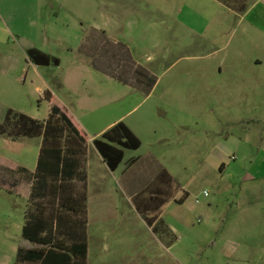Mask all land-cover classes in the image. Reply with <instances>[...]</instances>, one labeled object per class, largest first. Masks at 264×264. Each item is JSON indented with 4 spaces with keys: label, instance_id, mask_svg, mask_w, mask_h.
Instances as JSON below:
<instances>
[{
    "label": "rangeland",
    "instance_id": "1",
    "mask_svg": "<svg viewBox=\"0 0 264 264\" xmlns=\"http://www.w3.org/2000/svg\"><path fill=\"white\" fill-rule=\"evenodd\" d=\"M28 48L59 66H34ZM121 62L149 79L124 81ZM52 106L88 140L122 118L141 141L114 172L89 145L86 182L75 187L89 193L90 222L107 236L104 245L90 238L88 264H264V0L244 15L217 0H0V123L8 110L43 122ZM8 141L0 135V264H25L17 250L34 247L22 227L35 207L24 180L42 138ZM162 169L183 200L160 212L177 238L169 249L133 208ZM48 203L51 213L57 202ZM100 205L111 213L96 214Z\"/></svg>",
    "mask_w": 264,
    "mask_h": 264
},
{
    "label": "trees",
    "instance_id": "2",
    "mask_svg": "<svg viewBox=\"0 0 264 264\" xmlns=\"http://www.w3.org/2000/svg\"><path fill=\"white\" fill-rule=\"evenodd\" d=\"M217 1L238 15H244L253 2ZM27 55L38 66L59 65L58 59L35 49L27 51ZM0 135L7 136L13 142L42 138L29 199L35 208L24 215L22 228L23 239L34 247H18L17 258L25 264H88L87 195L84 188L79 191L75 187L76 183L86 182L82 163L88 139L84 133L64 111L52 106L48 118L43 122L8 110L0 123ZM92 145L106 167L114 172L121 164L125 151L138 150L141 141L123 122H118L93 139ZM136 162L135 159L130 160L129 166ZM174 183V179L162 169L152 182L153 191L149 197L145 201H133L143 222L155 235L165 237L168 247L177 238L160 218V212L167 202L174 199V194L167 191ZM54 202H57L55 209L47 213L46 204L54 205ZM176 202L182 204L183 200ZM71 225L77 228L76 237L70 233Z\"/></svg>",
    "mask_w": 264,
    "mask_h": 264
},
{
    "label": "crops",
    "instance_id": "3",
    "mask_svg": "<svg viewBox=\"0 0 264 264\" xmlns=\"http://www.w3.org/2000/svg\"><path fill=\"white\" fill-rule=\"evenodd\" d=\"M9 31V30H8ZM96 31H98V30H96ZM3 32H5L6 34H8L7 33V31H5L4 29H3ZM116 44V43H115ZM106 45H107V43L105 42V40H101V41H98L96 44H95V48L97 47V50L100 52V53H102V51H103V49L106 47ZM32 49H35V50H38V49H36V48H28V50L27 51H29V50H32ZM38 51H40V50H38ZM40 52H42V51H40ZM42 53H44V52H42ZM44 54H46V53H44ZM48 55V54H47ZM260 60H258V59H255L254 60V64L255 65H260ZM34 66H36V67H47V66H38V65H35L34 64ZM59 66V65H58ZM108 66V65H107ZM57 67V66H56ZM99 71H102V72H104L105 73V71H106V69H105V65H98L97 67H96ZM117 69H119V70H121L122 72H123V74H125V76H124V78H122L124 81H126L127 82V79L128 78H137L136 80H135V82H136V84H140V85H143L144 83H146V81L149 79V73H142V72H138V68H140V65L137 63V62H132L130 65H128L126 62H121L120 63V65H119V67H116ZM131 70L133 71V70H135L134 71V73L133 72H131ZM127 71L130 73L131 72V74H127ZM48 94H49V92H48ZM50 95V97H52V95L51 94H49ZM122 118H119V119H117V120H115L114 122H112V123H109V124H107L105 127H103L99 132H98V134H97V136H95L94 138H91V139H89L88 141L89 142H87V144H86V155H87V163H88V154L90 153V148H89V145H92V141H93V139H95V138H97V137H99L102 133H104L105 131H107L108 129H110L114 124H116V123H118V122H122V121H120ZM134 134H135V136L138 138V136L136 135V133L129 127V126H127ZM25 139H22V140H20V141H16V142H13V141H11V140H9L8 141V143L9 144H21L23 141H24ZM140 140V139H139ZM92 148H93V150H95L96 151V149L93 147V145H92ZM39 152H40V150H39ZM97 152V151H96ZM97 154H98V152H97ZM38 156H39V153H38ZM38 156H37V159H38ZM98 156H99V158H100V160L102 161V159H101V157H100V155L98 154ZM215 158V165H216V167L219 169V170H221L223 167H224V160L222 159V158H220L219 156H217V157H214ZM220 158V159H219ZM102 163H103V161H102ZM104 164V163H103ZM36 165H37V161H36ZM36 168V167H35ZM22 170H24V169H22ZM31 175H30V177L28 178V177H25L26 178V180H24L25 181V187H27V189H28V196H27V198H28V200L30 199V195H31V191H32V186H33V174L34 173H30ZM73 182H77V181H73ZM15 185V184H14ZM87 191H88V189H87ZM89 192V191H88ZM106 194H108L107 193V190L105 191V190H103L102 189V193H100V195H99V197L102 199V200H104L105 198H103V196H105ZM102 196V197H101ZM171 201V200H170ZM172 201H174L175 203H177L176 201V199H173ZM168 203V202H167ZM166 203V204H167ZM165 204V205H166ZM178 204V203H177ZM88 205H89V193H88V195H87V207H86V242H87V245H88V254H89V252H90V246H91V243H90V238H97V239H101V241H102V244L104 245V243H105V239H106V236H107V230H106V227L102 224V222H97V223H91L90 222V214L92 213L91 211H90V209H89V207H88ZM134 208V210L136 211V208H135V206L133 207ZM252 211H254V212H252L253 214H260V213H262L261 211H259V209L256 211L255 209L254 210H252ZM95 213L96 214H102V215H105V214H109V213H111V208L110 207H107L106 205H100V206H97V208H96V211H95ZM136 213H137V211H136ZM138 214V213H137ZM160 218H161V215H160ZM162 219V218H161ZM239 220H241V219H239ZM165 223V222H164ZM165 225L169 228V230L172 232V233H174L173 232V230H172V228H171V226H168L166 223H165ZM74 226L73 225H71V235L72 236H77V228H73ZM23 228V227H22ZM106 230V231H105ZM67 239V238H66ZM135 239H136V234L135 233H132V238H131V240H133V241H135ZM159 242L161 243V245L165 248V249H169L170 247H172V246H170V247H168L166 244H164L162 241H160L159 240ZM238 252V249H236V250H234V251H232V256L234 255V254H238L237 253ZM239 253H241V254H246V251H241V252H239ZM135 257H137V256H135ZM246 257H248L247 255L246 256H244L243 255V259H245L246 260ZM87 258H88V256H87Z\"/></svg>",
    "mask_w": 264,
    "mask_h": 264
},
{
    "label": "built area",
    "instance_id": "4",
    "mask_svg": "<svg viewBox=\"0 0 264 264\" xmlns=\"http://www.w3.org/2000/svg\"><path fill=\"white\" fill-rule=\"evenodd\" d=\"M203 195H204V197H207L208 196V193L207 192H204Z\"/></svg>",
    "mask_w": 264,
    "mask_h": 264
}]
</instances>
